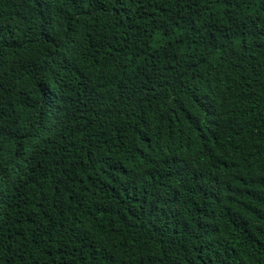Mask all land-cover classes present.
Wrapping results in <instances>:
<instances>
[{
	"label": "trees",
	"instance_id": "1",
	"mask_svg": "<svg viewBox=\"0 0 264 264\" xmlns=\"http://www.w3.org/2000/svg\"><path fill=\"white\" fill-rule=\"evenodd\" d=\"M0 264H264V0H0Z\"/></svg>",
	"mask_w": 264,
	"mask_h": 264
}]
</instances>
